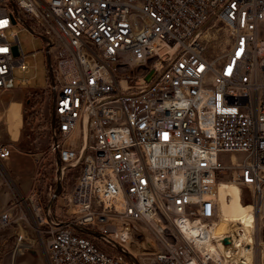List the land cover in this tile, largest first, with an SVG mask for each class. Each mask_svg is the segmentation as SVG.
Segmentation results:
<instances>
[{
    "label": "built area",
    "instance_id": "obj_1",
    "mask_svg": "<svg viewBox=\"0 0 264 264\" xmlns=\"http://www.w3.org/2000/svg\"><path fill=\"white\" fill-rule=\"evenodd\" d=\"M26 28L46 53L48 152L60 178L82 172L65 219L35 189L0 197V232L20 230L10 264L29 215L48 264H136L113 220L156 235L145 264H261L258 223L242 240L243 223L215 228L225 178L264 197V0H0V94L32 83ZM12 152L0 138L1 165Z\"/></svg>",
    "mask_w": 264,
    "mask_h": 264
},
{
    "label": "rangeland",
    "instance_id": "obj_2",
    "mask_svg": "<svg viewBox=\"0 0 264 264\" xmlns=\"http://www.w3.org/2000/svg\"><path fill=\"white\" fill-rule=\"evenodd\" d=\"M23 49L29 55L32 65L31 71L26 74L32 77V83L27 86L17 87L11 91L0 94V138L9 142L13 152L6 164H0V197L3 201L10 200L15 192L24 196L30 195L35 189L38 199L59 219L66 218L65 197L76 183L82 172V167H69L63 176H58L57 167L49 154V124L50 109L53 93L46 89L48 86V72L46 53L43 50L42 40L35 37L26 28L18 33ZM37 51L36 55L32 52ZM5 174L4 182L1 174ZM226 183L236 184L231 177L225 178ZM234 188L237 186L234 185ZM244 195L237 198L238 213H243L246 207L255 206L249 189L244 186ZM257 223L264 228V197L256 203ZM31 204L28 203V206ZM30 224H24L26 235L23 240L24 253L17 256L14 264H48L45 238L34 230L32 216H28ZM120 231H125L120 220H113ZM129 225H134L129 222ZM139 226V225H138ZM234 226L230 223L229 229ZM140 231L129 236L127 243L121 233H118L116 243L126 245L128 254L136 264L149 262L153 254L161 249L156 235L145 227L139 226ZM263 230V229H262ZM19 228L11 226L0 232V264H10L14 245L19 237ZM98 245L108 251L116 248L102 239H94ZM256 254L264 264V241L256 246Z\"/></svg>",
    "mask_w": 264,
    "mask_h": 264
},
{
    "label": "bare ground",
    "instance_id": "obj_3",
    "mask_svg": "<svg viewBox=\"0 0 264 264\" xmlns=\"http://www.w3.org/2000/svg\"><path fill=\"white\" fill-rule=\"evenodd\" d=\"M234 185L236 184L234 183L229 184L224 181L221 182L218 187V196L221 203V211L223 213V218L216 226L215 233L220 234L221 232L228 230L230 223L233 225H235V223L237 224L243 223L247 226L246 233L243 234V236L242 234H240L241 238H239L238 240H242L244 236L245 238L250 239L251 235L247 234V232H251V229L248 226H254L255 224H257V220H258L257 211H256L257 204L252 199L253 202L255 203V206L246 207L243 213H238L237 198L240 196L241 190L238 187V185H236L237 187L234 188L233 187ZM118 233H121V235L124 236L125 239H121V240L127 243L129 233H127L126 231L123 232L121 231ZM114 237L118 238L116 235H114Z\"/></svg>",
    "mask_w": 264,
    "mask_h": 264
},
{
    "label": "water",
    "instance_id": "obj_4",
    "mask_svg": "<svg viewBox=\"0 0 264 264\" xmlns=\"http://www.w3.org/2000/svg\"><path fill=\"white\" fill-rule=\"evenodd\" d=\"M88 232H90V233H91V231H90V230H88ZM263 239H264V233H263ZM224 242H225V243H228V239H225V240H224Z\"/></svg>",
    "mask_w": 264,
    "mask_h": 264
}]
</instances>
